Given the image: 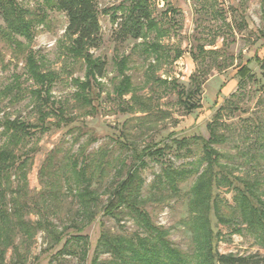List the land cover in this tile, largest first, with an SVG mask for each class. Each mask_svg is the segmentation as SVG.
<instances>
[{
	"label": "rangeland",
	"instance_id": "374dc122",
	"mask_svg": "<svg viewBox=\"0 0 264 264\" xmlns=\"http://www.w3.org/2000/svg\"><path fill=\"white\" fill-rule=\"evenodd\" d=\"M15 1L23 9L45 14V21L32 27L31 38L13 39L6 36L7 22L0 11V148L12 133L5 132L6 120L37 125L12 145L26 165L6 183L4 204L10 211L14 198L19 200L20 214L34 232L28 237L15 230L14 245L0 256V264H116L102 247L97 263L93 262L101 231L126 237L146 236L147 231L127 209L109 214L105 208L117 183L127 176L134 161L132 151L155 144L168 148L158 159L147 157L140 171L144 207L175 246L193 254L189 199L204 168L198 162L201 143L187 152L178 149L174 140L208 139V124L216 118L227 136L226 142L215 145L225 172L236 182L245 178L264 186V65L256 60L264 61V0H150L152 15L163 31L161 42L169 51L159 62L143 49L145 40L156 38L155 32L146 38L115 41L114 15L123 12L128 0H97L102 40L89 50V58L73 49L64 12L45 0ZM201 47L215 53L204 55ZM178 52L182 55L175 59ZM123 56L129 57L126 72L132 89L120 97L118 60ZM30 58L37 71L49 77L48 103L46 81H38L30 70ZM98 60L106 64L103 77L92 72ZM242 65L252 76L240 85ZM195 72L206 78L202 106L187 112L178 101L175 83L189 86ZM84 82L91 87L82 93ZM74 161L77 169L86 166L91 188L99 195L90 216L70 188L76 184L71 175ZM192 162L199 173L180 184L178 192L162 182L164 168L190 167ZM216 193L227 218L223 222L211 215L214 230L220 232L219 251L264 255V247L234 210L233 186H217ZM12 218L16 220V215ZM56 235L63 236L57 245ZM68 238L66 250L59 252Z\"/></svg>",
	"mask_w": 264,
	"mask_h": 264
},
{
	"label": "trees",
	"instance_id": "16d2710c",
	"mask_svg": "<svg viewBox=\"0 0 264 264\" xmlns=\"http://www.w3.org/2000/svg\"><path fill=\"white\" fill-rule=\"evenodd\" d=\"M125 1V0H123ZM127 1V0H126ZM130 3L124 7L123 12L114 15L116 29L114 38L116 42H123L128 38L141 39L146 38L150 33L155 32L156 38L152 41L145 40L143 49L150 55L155 56V61L159 62L163 57L168 56V48L165 47L160 37L163 31L160 29L158 22L152 15L150 0H128ZM51 7H56L64 12L68 18L66 33L72 38V46L76 52L85 54L90 57V49L99 46L102 40L101 24L99 21V12L97 0H45ZM122 5V4H121ZM0 11L7 22L6 36L15 38L16 35L31 38L32 27L36 23H43L45 20L44 13L35 14L28 9L18 6L15 0H0ZM5 31V30H4ZM214 50L207 52L201 47L203 54L215 53ZM182 55L178 52L174 58L178 59ZM264 65V61L256 59ZM129 57L123 56L118 60V70L122 74V79L118 84V95L122 97L132 89L131 76L127 74L126 69ZM30 70L33 72L38 81L44 83L46 91V103H48V92L50 85L47 81V74H40L38 66L32 58L28 60ZM105 61L98 60L92 66L94 75L103 77L105 71ZM239 84L246 81L252 76L247 65H242L238 70ZM50 77L52 75L50 74ZM205 76L201 72H195L190 79L189 86L175 83L178 95V101L187 112H193L202 106L201 95ZM43 83V82H42ZM82 93L87 89L90 90V83L84 82L80 85ZM78 96L85 101H89L86 95L81 92ZM221 109L216 113L220 115ZM219 119H214L208 124L209 138L199 136L183 137L175 139L174 142L180 150L192 152V145L200 144L202 151L199 157V164L204 165L203 170L199 173V167L192 162L190 167L180 169L168 166L163 169V183L167 184L173 192L179 191V186L189 177L199 173L197 179L190 189L189 199V223L188 227L193 234L196 251L188 255L167 238L168 231L160 226L155 225L147 210L144 207V201L140 195L142 178L140 171L143 170L148 161L147 157L158 159L164 156L167 145L158 146L147 145L142 149L133 150L134 161L127 170V176L117 183L113 195L109 200L105 212L114 214L119 208H125L138 221V223L147 231L146 236L124 235L112 236L107 230H102L98 239L93 262L97 263V254L100 248L110 252L113 256L112 261L116 264H264V255L251 254L240 256L233 253H222L219 251L217 243L219 231H215L212 225L211 215H216L220 221L227 222L224 219L225 214L222 212V206L219 195L216 193L217 186L230 185L235 189V206L234 210L239 214L242 223L246 224L247 229L252 232L264 247V186L259 181H252L240 178L238 182L230 177L226 172V164L221 162V154L215 145L226 142L227 136L222 132ZM5 132L10 134L8 144L0 148V256L4 257L8 248L13 247V234L17 229L23 230L27 236H31L34 228L24 220L20 214L21 204L14 198L13 208H7L6 195L8 193L7 184L13 173L26 165V161L21 160L16 154L13 144H17L25 135L31 134L29 127L37 125H25L19 120H6L3 124ZM77 162H72V177L76 182L74 190L75 197L79 200L81 207L86 216L92 215L93 206L99 199L96 191L91 188L92 177L86 166L77 169ZM69 176H67L68 178ZM53 181V178L51 177ZM7 183V184H6ZM52 184V183H51ZM79 187V188H78ZM10 200V199H9ZM18 205H20L18 207ZM16 215V220L12 216ZM41 225V223H40ZM79 238H84L79 235ZM63 236H55V245L60 244ZM71 242L68 238L61 251L66 250L67 245ZM54 245V246H55Z\"/></svg>",
	"mask_w": 264,
	"mask_h": 264
}]
</instances>
